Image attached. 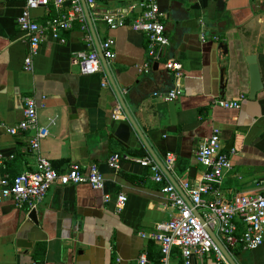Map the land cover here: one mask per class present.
Wrapping results in <instances>:
<instances>
[{
    "label": "crops",
    "instance_id": "obj_1",
    "mask_svg": "<svg viewBox=\"0 0 264 264\" xmlns=\"http://www.w3.org/2000/svg\"><path fill=\"white\" fill-rule=\"evenodd\" d=\"M147 0H82L93 42L81 24L62 33L65 44L48 37L33 60V70L24 69L29 41L17 25L25 0H0V157L1 175L16 177L32 172L37 154L30 148L35 131L9 133L23 119L25 99L35 98L39 124L48 130L41 154L58 171L73 164L99 165L106 182L103 191L87 184H54L36 209L37 222L27 207L11 201L0 204V264H138L146 255L148 264H160L157 243L144 239L157 223L169 221L177 210L153 180L148 167L137 158L149 152L132 126L122 102L131 112L149 146L165 165L166 156L177 159L176 176L194 182L203 167L198 146L212 134L222 132L224 151L230 154L233 170L220 186L224 198L258 194L264 190V89L250 99V69L247 57L258 56L264 81V3L258 0H154L164 14L169 45L158 51V70L149 73L148 38L131 25ZM53 4L32 12L44 25L68 11ZM123 16L126 26L110 29L105 15ZM205 36L203 41L202 36ZM109 39L116 58L105 71L83 75L73 62L77 53L97 50ZM228 46L220 60L219 46ZM98 51V50H97ZM176 59L183 65L184 87L176 99V123L166 94L174 87L173 73L165 62ZM154 63V64H155ZM226 68V87L221 96V67ZM115 84L116 89L113 85ZM243 96V98H241ZM220 100L238 101L239 110L224 109ZM123 116H115L118 106ZM229 146L231 150H227ZM229 147V148H231ZM115 153L124 156L120 170L108 166ZM151 156V155H150ZM127 157V158H126ZM193 170H195L193 172ZM128 200L121 211L118 197ZM110 196L108 201L105 196ZM26 245H21V242ZM237 264H264V244L256 250L239 249L232 257ZM169 264H185L179 249H173ZM191 264H217L214 255L194 256Z\"/></svg>",
    "mask_w": 264,
    "mask_h": 264
},
{
    "label": "built area",
    "instance_id": "obj_2",
    "mask_svg": "<svg viewBox=\"0 0 264 264\" xmlns=\"http://www.w3.org/2000/svg\"><path fill=\"white\" fill-rule=\"evenodd\" d=\"M258 1L264 3V0ZM85 2L89 5L95 4V0H85ZM66 3L70 5L69 10L50 18L44 25L37 23L32 17L34 10L47 8L51 4L57 10H61ZM140 8L142 13L133 21L131 28L135 32L147 35L148 54L151 60L144 64V69L149 73L155 61L159 60L158 51L169 45V38L163 21L164 14L156 1H143ZM103 20L112 30L126 26L123 16L105 15ZM75 22L81 24L82 30L87 32L88 41L93 42L82 0H25V7L17 19V25L28 39L30 46L24 69L27 72L33 70V60L48 37L65 44L67 39L62 33L71 31ZM202 39L205 41L204 35ZM114 46L112 39L103 42L100 46L107 61L116 58ZM73 62L80 67L83 75H95L103 71L96 49L77 53ZM165 68L173 73L174 87L166 94L155 93V96L171 102L181 93L185 75L182 63L176 59L167 60ZM219 105L228 110L241 108L240 100H220ZM120 115L123 116V113L119 105L115 116ZM30 130L35 131V135L30 140V148L37 154L36 169L16 177L3 176L0 173V204L11 201L16 208L27 207L31 211L36 210L56 183L62 186L87 184L94 190H104L106 179L96 163L87 167L73 164L67 170L58 171L52 162L41 154V143L48 136V130L39 124V106L32 97L25 99L22 121L8 129L12 135ZM123 158L124 156L119 153L113 154L108 159V166L115 171L120 170ZM196 158L203 167V172L194 182H181V191H178L152 156L134 159L150 169L153 180L162 184V193L177 210L176 215L169 221L157 223L153 232L142 234L144 239L160 246L162 255L160 264H169L173 249L180 250L185 264H191L194 256L203 257L207 254L214 255L217 264H231L209 231L216 235L231 257L239 249L256 250L264 244V190L258 194H237L230 199L221 195L220 186L226 174L233 170L230 154L224 151L222 145L221 129H213L210 137L198 146ZM176 165V156L168 154L165 168L171 176H176ZM1 168L0 157V172ZM109 199L110 196L106 195L105 200ZM127 200L125 195L121 194L118 197V211L124 208ZM148 262L147 256L142 255L138 264H148Z\"/></svg>",
    "mask_w": 264,
    "mask_h": 264
},
{
    "label": "water",
    "instance_id": "obj_3",
    "mask_svg": "<svg viewBox=\"0 0 264 264\" xmlns=\"http://www.w3.org/2000/svg\"><path fill=\"white\" fill-rule=\"evenodd\" d=\"M85 2V0H84ZM88 23L90 25V28L92 30V32H94V24L91 18L88 19ZM97 50L99 53V57L102 63L103 68L105 69V71L110 75V70L108 67V61L106 60L105 56L103 55V52L100 49V45L98 44L97 46ZM220 53V60H223L224 57H226L228 55V46L226 44H221L219 46V52ZM258 56L256 55H250L247 57V63L249 65V69H250V81H251V86H250V99H255L257 94L262 91L264 89V81L262 79V74H261V70H260V66L258 63ZM158 63L154 64V70H158ZM221 72H222V76H221V96L222 98H224L225 95V87H226V68L225 65H222L221 67ZM114 89L117 90L115 84H112ZM176 105H177V101H171L169 102V108H170V114H171V118H172V123L175 124L176 120H177V112H176ZM122 106L126 112V115L128 116L132 126L134 127V129L137 131L138 135L140 136L144 146L146 147V149L148 150L149 154L152 156V158L156 161L157 164H159V166L162 168V170L164 171V173L169 177V179L171 180V182L177 187L178 191H181L180 186L178 185V183L174 180V178L171 176V174L166 170L165 165L158 159V157L156 156L155 152L151 149V147L149 146L145 136L142 134L138 124L136 123L135 119L133 118V116L131 115V112L128 110V108L126 107V104H124V102H122ZM231 147V146H229ZM226 148L228 151L232 149L231 148ZM195 170H193L194 172ZM188 200V199H187ZM189 202V200H188ZM190 203V202H189ZM197 213V212H196ZM30 219L33 220L34 222H37V213L36 210H33L30 213ZM211 234V237L213 238V240L218 244L219 248L223 251V253L227 256V258L229 259L231 264H237L236 261L229 255V253L227 252V250L225 249V247L223 246V244L218 240V238L216 237V235L212 232L209 231ZM21 245H26V242H21Z\"/></svg>",
    "mask_w": 264,
    "mask_h": 264
},
{
    "label": "trees",
    "instance_id": "obj_4",
    "mask_svg": "<svg viewBox=\"0 0 264 264\" xmlns=\"http://www.w3.org/2000/svg\"><path fill=\"white\" fill-rule=\"evenodd\" d=\"M144 155H145V156H148V154H147L146 152H144Z\"/></svg>",
    "mask_w": 264,
    "mask_h": 264
}]
</instances>
